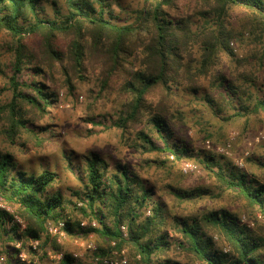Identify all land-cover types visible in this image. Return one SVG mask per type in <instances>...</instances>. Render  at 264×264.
Returning a JSON list of instances; mask_svg holds the SVG:
<instances>
[{"label":"trees","instance_id":"trees-1","mask_svg":"<svg viewBox=\"0 0 264 264\" xmlns=\"http://www.w3.org/2000/svg\"><path fill=\"white\" fill-rule=\"evenodd\" d=\"M118 1L63 0V6L53 4V17H46L43 0H0V31L11 36L12 53V97L0 107L6 133L32 132L26 124L47 114L57 101L54 90L35 78L44 75L42 65L58 66L72 90L74 80L86 81L92 57L101 65L99 94L115 92L120 99L112 124L123 141L143 153L171 155L174 162L197 161L234 202L199 208L197 202L218 194L204 185L184 187L179 178L161 188L168 201L155 197V185L129 164L111 163L94 152L85 157L75 202L59 191L48 192L56 182L55 171L23 170L11 154L0 151V198L26 224L20 234L13 218L0 212V237L7 239L0 250L6 255L4 264H25L16 256L20 249L13 251L8 244L22 236L40 240L43 255L47 246L61 253L59 264H80L46 234L47 222L60 219L69 238L93 233L100 239L95 256L108 254L114 242L139 255L143 264H189L169 253L171 227L180 235L176 246L204 264H264V176L210 151L192 153L180 104L184 97H194L216 114L229 107L236 109L237 118L264 115V94L257 92L263 90L258 81L264 71V0H144L124 23L114 21L112 5L120 6ZM232 7L249 14L241 30L229 20ZM194 17L202 20L195 29ZM31 37L39 41L36 52L26 43ZM237 37L245 46L240 58L229 45ZM64 38L69 39L66 48L60 44ZM247 161L262 165L254 157ZM166 162L155 163L160 167ZM242 209L259 213L253 227L240 223ZM83 219L95 221L96 227H80ZM214 235L230 246V254L219 248Z\"/></svg>","mask_w":264,"mask_h":264},{"label":"rangeland","instance_id":"rangeland-1","mask_svg":"<svg viewBox=\"0 0 264 264\" xmlns=\"http://www.w3.org/2000/svg\"><path fill=\"white\" fill-rule=\"evenodd\" d=\"M55 2L59 7L64 4L63 0H43L44 12L42 15L53 17V4ZM118 2H120V6L115 3L112 5L114 21L124 23L131 21L130 12L141 7L144 0H119ZM248 15L240 7H232L229 12V20L237 30H241ZM201 23L200 18L194 17L192 28L195 29ZM241 32L244 38L247 37L246 31L242 30ZM10 41L11 36L5 31H0V107L8 103L12 97L8 83L12 60V53L9 50ZM68 42L69 39L64 38L60 44L66 48ZM26 43L33 52H36L39 44L38 39L28 38ZM229 45L237 57H242L245 46L240 38L231 39ZM90 58L87 60L86 81L74 80L72 90L65 84L64 76L61 75L58 66L42 65L44 75L35 76V78L54 90L57 101L48 107L47 114L41 118L36 117L33 122L29 121L26 124L28 129L33 130L32 132L22 129L12 137L6 133L7 123L5 115L1 113L0 151L11 154L17 166L23 170L47 168L55 171L57 179L53 186L48 189V192L59 191L75 202L77 201L74 192L82 188L84 180L82 178L84 177L85 157L91 152L100 154L111 163L121 161L129 164L140 173L144 180L155 185V197L163 196L168 201L161 188H164L166 182H172L179 178L184 187L204 185L208 186L214 194H218V197H204L200 202H197L199 208L217 207L225 202H234L230 195L218 188L214 177L197 161L182 159L174 162L172 156L166 153H143L136 150L130 142L125 143L121 138V130L112 124L116 117L120 99L115 92L99 94L98 78L100 77L101 65L94 58ZM32 62V66H35L36 63ZM225 62L229 64L226 58ZM230 69L228 68V70ZM258 84H263V90L257 92L260 95L264 94V71ZM251 91L254 92V88H251ZM180 104L185 122L182 124V130L186 133L192 153L199 150L210 151L215 155L230 159L241 170L254 171L264 176V139L255 140L257 133L264 129L263 114H248L237 118L233 116L236 109L229 107H225L222 112L219 111L216 114L204 102L194 97H184ZM28 118L31 117L28 116ZM206 134H209L210 137H206ZM206 141H209V147H207ZM225 146H227L228 153L217 149ZM249 157H254L256 161L262 162V165L258 166L254 162H248ZM239 159H242L241 166L236 163V160ZM148 160L151 162H147ZM158 160L167 162L165 166L158 167L155 163ZM186 163L192 164V168L184 171L183 166ZM167 203L170 204V202ZM0 212L7 217H19L16 208L1 198ZM145 214L148 215V211H145ZM239 217L240 223L246 224L247 227H253L254 218L259 217V213L254 210L248 212L246 209H242ZM22 222L23 227L18 226L20 234L26 228L25 222L23 220ZM1 234L3 232L0 229ZM168 236L171 241L170 255L178 256L184 261L187 260L189 264H204L191 256H186L185 252L176 246V242L180 241V235H174L171 227H168ZM50 238L67 247L72 255L76 253L75 258L80 264H97L95 260L97 256L94 255V252L100 243V239L93 233L88 234L86 238H77L78 240L69 238V236L60 241H57L56 238ZM30 239L22 236L18 241L8 244L15 251L17 249L16 243H20V250H24L26 256L31 260L36 258L38 264H54L55 262L59 264V261H52L46 254L43 255L41 247V252H32L28 244ZM214 239L224 253L230 254V246L220 235H214ZM6 240L5 235L0 237V250ZM81 242L84 243L83 246L80 245ZM86 244L93 245L95 249H88ZM45 249L51 248L47 246ZM121 249L124 250L129 264H143L140 261V256L137 258V255L129 253L126 247ZM1 255L4 257L2 263L4 264L6 255L4 253Z\"/></svg>","mask_w":264,"mask_h":264},{"label":"built area","instance_id":"built-area-1","mask_svg":"<svg viewBox=\"0 0 264 264\" xmlns=\"http://www.w3.org/2000/svg\"><path fill=\"white\" fill-rule=\"evenodd\" d=\"M260 139H264V129L260 130L255 137L256 141H258ZM206 144H207V147L210 146L209 141H206ZM217 149H219L221 152L228 153L227 152V146L218 147ZM236 163L241 166L242 165V159L236 160ZM191 168H192V164H190V163H186L183 166L184 171H187L188 169H191ZM13 221L20 227H23V225H24L22 220L19 217L14 216ZM79 225H80V227H83V228L96 227V222L95 221L82 220V221H80ZM65 227H66V222L63 219L62 220L60 219V220L55 221V222L49 221L46 225V234L49 237L56 238L57 241H60V240H62L68 236ZM120 231L123 233V235H125L126 229H125L124 225L120 226ZM75 240H78V239L75 238ZM28 244H29V249L32 252L38 253V252L42 251L40 248V241L39 240L30 239ZM80 245L83 246L84 243L81 242ZM15 247L20 249V243H16ZM86 247L90 250L95 249V247L91 244H86ZM45 252H46V255L48 256V258L51 259L52 261H54V260L59 261L62 259L61 253H56V252L52 251L51 249H45ZM16 256L21 262H24L25 264H38L36 258H34L32 260L29 259L26 256V253L24 250H20L16 254ZM73 257H76V253L73 254ZM137 258H139L138 255H137ZM3 260H4V257L1 255L0 256V264L3 263ZM95 260H96L97 264H129V260H128L124 250L117 248L114 242H111V249L107 255L97 256L95 258Z\"/></svg>","mask_w":264,"mask_h":264},{"label":"crops","instance_id":"crops-1","mask_svg":"<svg viewBox=\"0 0 264 264\" xmlns=\"http://www.w3.org/2000/svg\"><path fill=\"white\" fill-rule=\"evenodd\" d=\"M139 256V255H138Z\"/></svg>","mask_w":264,"mask_h":264}]
</instances>
